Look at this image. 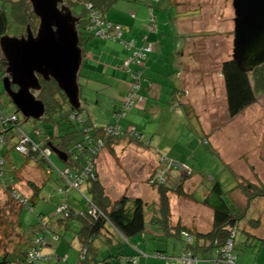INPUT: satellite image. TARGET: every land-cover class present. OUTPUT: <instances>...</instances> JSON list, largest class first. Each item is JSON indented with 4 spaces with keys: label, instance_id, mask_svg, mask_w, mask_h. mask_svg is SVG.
<instances>
[{
    "label": "rangeland",
    "instance_id": "obj_1",
    "mask_svg": "<svg viewBox=\"0 0 264 264\" xmlns=\"http://www.w3.org/2000/svg\"><path fill=\"white\" fill-rule=\"evenodd\" d=\"M5 1L7 0H0V8L5 5ZM139 1L143 2V0ZM77 2L78 0H74L72 3ZM69 6L76 17L84 18V6L77 4ZM137 8L148 10L143 3L138 4L137 7L131 2L120 1L105 13V17L111 22L120 23L126 30L128 28L126 26L132 23L129 13ZM6 12L8 13V8ZM155 12L158 35L155 33L149 37L155 46V51L150 53L144 62L147 64L151 57L155 58L153 64L156 60H160L157 64L158 68L155 71L151 70L150 78H155L154 72L163 73L161 77L165 76L166 80L163 85L167 89L171 88L166 96L169 98L175 89L171 86L175 84L174 73L178 71L182 74L183 80H188L187 84L183 85V89L190 94L191 104H182L185 107L182 108L184 114L181 116L168 102L166 103L170 110L160 113L161 116L153 113L148 115L145 111L129 112L128 116L126 114L127 118L125 116V119L120 121L121 125L124 128L130 123L137 126L144 133L149 143L148 147L138 145L129 138H120L118 146L113 148V151L105 148L96 164L101 182L105 183L103 186L110 199L116 202L124 195L143 199L149 205L147 221L154 210L153 206L159 208V191L150 184V177L153 175L154 179H160L158 173L154 171L160 168L162 158L169 164L175 161L187 172L192 170L191 180L184 186V190L199 202L217 183L225 192L235 189L240 184L264 186V94H258L257 102L235 118H230L224 97L225 80L221 68L223 62L232 59L235 40L236 16L233 0H161ZM8 23L6 36L15 38L25 34L27 30L25 24L16 22L10 15ZM155 38L157 41L154 40ZM158 43L160 46L157 52ZM0 58L5 59L1 47ZM169 76L174 80H170ZM249 76L254 86L253 74ZM155 82L159 92L161 81L157 77ZM79 85L82 88L87 87L86 81L82 78ZM89 85L90 88L95 87L92 83ZM85 91L83 94H86ZM35 96L39 98L38 94ZM209 96L213 97L210 98L213 101L206 100ZM82 106V109H85L84 117L88 113L92 116L91 122L94 114L97 116V120L93 121V127L106 128L115 122L114 111L109 108L108 101H103V104L96 109L97 113L92 111L93 107L88 109L84 102ZM0 109L7 116L17 114L20 129L36 142L42 140L36 130H39L43 136L53 133L54 124L50 121L25 119L21 113H17L15 105L4 92L1 76ZM47 117L44 116L45 119ZM80 126L79 121L65 120L60 127L73 137L69 139L71 140L69 142L73 143L80 140V134L77 132ZM206 139L210 143H203ZM18 141H20L19 129L13 128L9 131L6 145L0 148V154L6 161L7 184H12L11 174H14L13 182L18 184L13 189L31 199L33 194L31 185L43 186L48 176L49 182L41 192V199L34 206V211L24 209L18 217L19 205L12 199L14 195H11L7 187L0 186V257L7 255L12 260L20 253L18 247L24 248L22 243L28 238L34 239L35 235L39 234L38 230L42 231L44 225L37 218L39 214L50 222L52 228L58 225L60 217H56V209L60 205L61 194L56 192L58 187L65 186L57 171L54 170L52 175L47 173L46 169H49L47 164L41 163L42 166L38 160L36 163H28L24 154L16 152L14 146ZM51 146L49 145L47 150H50L52 165L55 169L66 170V163L60 160ZM14 168L17 171L21 170L18 178L17 173L13 171ZM181 176L179 172L172 171L168 177L166 176L167 185L177 187L183 181ZM82 191V193L71 191L69 197L71 203L76 202L74 206L78 211L87 209V201L83 196L87 193V184ZM168 200L174 219L181 218L188 225H194L202 231L211 228L213 213L208 208L185 197H178L173 192L168 194ZM232 200L238 210L245 211L248 208L235 241L234 254L238 257L237 264H264V241L260 240L264 239V197L256 198L249 207L248 199L236 189ZM66 223L59 232L55 230L52 234H41V236L50 243L47 252L60 257V260L56 261L57 264H78L82 252V244L78 237L81 224L77 221H69L67 229ZM254 225H258V228ZM150 227L148 226L147 231L151 229ZM243 230L258 238L249 240L242 233ZM155 231L156 228L151 229L146 238L141 235L131 239L130 245L134 247L139 244L141 252L145 255H151L157 248L169 254L180 253L181 240L178 237L153 238ZM56 232L60 235L58 239ZM115 235L117 234L111 238ZM103 240H97L94 245L99 261L112 254L117 255L120 250L132 252L129 244L125 247V242L120 236L115 237L111 247ZM142 264H145V261H142ZM149 264L154 262L150 261Z\"/></svg>",
    "mask_w": 264,
    "mask_h": 264
},
{
    "label": "trees",
    "instance_id": "obj_2",
    "mask_svg": "<svg viewBox=\"0 0 264 264\" xmlns=\"http://www.w3.org/2000/svg\"><path fill=\"white\" fill-rule=\"evenodd\" d=\"M120 1H128L137 5L143 3L148 8L149 22L146 26L147 31L142 35L143 45L141 48L136 47L134 40L126 41L124 39L125 27L123 25L117 22H111L105 17V13ZM160 2L161 0H143V2L139 0H78L77 3L67 2L66 4L68 7H70L69 5L75 4L84 6L83 14H85V16L84 18H79L80 21L78 24L81 46L83 49L90 47L94 41H121L129 52V56L123 62V70L130 76V87L126 95L121 98L118 109L113 112L115 115V122L112 123L111 126L96 128L93 127V125H89L87 118L83 117V111L85 110L82 109L83 100L80 109L76 111L71 107L67 97L54 81L45 82L41 79L40 83L42 89L35 93L39 95L38 99L42 100L46 106L45 116L48 117L46 119L43 117L42 119L54 124L52 134L43 136L39 130H36V133H39L42 137L41 142H36L30 138L29 134L20 129L18 126L19 118L17 114L7 116L0 109V121L2 122V126L0 127V148L6 145L7 139L9 138V131L13 128H18L20 141L15 144V151L18 152L16 147L23 141L24 136L29 137L32 143H35V145L39 147V150L33 151L34 148L31 144L25 145L28 154H24V156H26L28 163H36V160H38L39 164H47L49 167V169H46L47 173L52 175L54 170L57 171L65 185L58 187L56 192L61 194L60 205H58L56 209V217H60L58 225L52 228L50 222L46 221V218L42 214H39L37 218H39V220H41L40 222L44 225V227L42 226V231L38 230L39 234L35 235L34 239L28 238L25 243H22L24 248L18 247L20 253L18 256L14 257V260L6 255L0 257V264H30L28 252L34 248L37 249L38 253L41 254L43 258L42 260L33 261L31 264H57L56 261H59L60 257L47 252L46 249L50 247V243L48 239L46 240L41 234H52L55 230L59 232L63 224L69 221H77L81 224L78 237L82 244V252L78 264H142V261H145V264H149L150 261L154 262V264H185V259H188L190 261L189 263L192 264H237L238 257L234 254L235 241L239 226L245 219L248 208L245 211L237 209L236 204L232 200L233 192L238 189L248 199L250 207L252 201L256 198L264 197V186L240 184L235 189L225 192L221 185L217 183L211 190L206 192L203 199L199 202L184 190V186L191 180L192 170L189 171L187 169L189 172L185 171L184 167L178 165L175 161L169 164L164 159L166 162L163 163L162 158L160 159V168L158 167V169L154 171L158 173L160 179H154L153 175L150 177V184L152 187L158 188L159 191V208L157 209V206L151 205L154 207V210L150 215V219L147 221V208L149 205L141 198H130L125 195L118 201L113 202L106 194L100 179V174L96 168V164H98L99 158L105 148L113 151V148L118 146V139L120 138H129L138 145L148 147L149 143H147L144 133L137 126L130 123L128 127L126 126L124 128L120 121L125 119L124 117L126 114L128 116L129 112H134V110L146 105L147 96L144 94L145 85L148 84V88L151 89L152 84L155 83L151 78L147 77L148 68L144 60L150 53L154 52L155 46L150 41L149 37L157 33V18L155 11L156 6L159 5ZM6 8H8V13L6 12ZM9 15L16 22L25 24L27 27L31 26L34 32L37 31L39 19L34 15L30 0H7L5 1V5L0 8V40L7 37ZM120 34L122 35L120 36ZM130 42L134 44L133 49H129L128 47ZM149 46H152V51L145 52L144 50ZM135 53H138V55L134 58ZM143 54L144 57L141 59V55ZM127 61L132 62L128 67L125 66ZM8 74L6 59L0 58L1 79L4 80ZM221 74L225 80L227 107L230 118L237 117L249 106L257 102L258 94H264V66L251 73L253 74L254 86L252 85L250 74L243 72L232 59L223 62ZM13 89L15 90L16 87ZM149 91L150 90H148V92ZM175 92L176 90L171 94L169 105L171 107L176 106L177 108L179 106L180 110H182L184 105L180 104L179 100L178 102L176 101L178 97ZM106 96L110 97V95ZM127 97L135 99L133 107L128 108L125 106L124 100ZM139 98L144 99L145 102L137 106V99ZM109 100L110 99H106L105 101L110 102ZM113 106L114 105H112V108ZM17 113H19L18 110ZM73 116L75 117L73 118ZM13 117H16L17 120H10ZM65 120L70 122L79 121L81 124L77 131L80 134L79 141L73 143L69 142L71 141L69 139H73V137L60 127ZM85 123H87V126ZM111 127H120V137L116 138L107 135L106 130ZM101 139L105 141V146L104 148H99L98 152L93 155L91 151L95 148L98 149L97 141ZM203 143L208 144L210 142L206 139ZM49 145L54 146L57 150L67 155V161H63L67 165L66 170L55 169V166L52 165L51 155L48 159L42 156L41 151L47 150ZM92 161L95 164V169H93L91 174L86 175L88 162ZM179 167L181 169H179ZM5 170L6 161L4 156L0 154V186L7 187L11 195H14L12 199L19 205L17 217L24 209L33 212L34 206L37 205L41 199V192L49 182V176L44 181L43 186L37 187L31 185L33 194L31 199H29L13 189V187L18 184L13 182L15 178V176L13 177L14 174H11L12 176L10 175L12 184H7L8 182L5 181ZM13 171L17 173L18 178V174L21 170L17 171L14 168ZM172 171L179 172L182 174L181 177L183 178V181L175 188L169 187L166 182V176L168 177ZM64 173L70 174L73 181L76 180V176H81V185L73 187L71 183L63 177ZM85 184H87V193L83 196L87 201V209L80 210V212L78 209H75L74 205L76 202L75 204L71 203L69 197L71 191L82 193ZM171 192L175 193L178 197H185L186 199L193 200L208 208L213 213L211 228L207 231H202L194 225H188V223L181 218L177 220L174 219L171 214L168 200V194ZM61 207H64L65 210L60 211ZM93 211H95V213ZM67 223L65 227L68 229L69 224ZM148 226H151V229L156 228V234L153 238L166 239L178 237L181 240L180 253L169 254L167 251L157 248L151 255H145L141 252L139 244L138 246L132 247L130 245L131 239L141 235H143L144 238L149 236L148 232L151 229L147 231ZM254 227L258 228V225H254ZM242 233L246 235L249 240L258 238L252 233L247 232V234L244 230ZM114 234L117 235L111 238ZM117 236H120L124 240L125 247L129 244L132 252L129 253L126 250L125 252H121V248H119L120 251L117 255L112 254L107 256L104 260L99 261L97 259V250L94 246L95 242L99 239L103 240V237H105L103 242L111 247ZM58 238H60V235L57 233L56 239ZM260 240L264 241V239ZM229 257H232L233 262L229 263ZM66 259L65 257L64 260L66 261Z\"/></svg>",
    "mask_w": 264,
    "mask_h": 264
},
{
    "label": "water",
    "instance_id": "obj_3",
    "mask_svg": "<svg viewBox=\"0 0 264 264\" xmlns=\"http://www.w3.org/2000/svg\"><path fill=\"white\" fill-rule=\"evenodd\" d=\"M39 19L37 32L27 27L21 37H4L1 50L11 77L3 80L4 91L26 119L41 120L44 102L35 96L42 89L40 78L52 80L65 94L71 107L79 110V75L84 66L76 17L65 0H30ZM235 40L232 60L245 73L264 66V0H233ZM16 86L18 89L14 90ZM61 161L67 155L51 146Z\"/></svg>",
    "mask_w": 264,
    "mask_h": 264
},
{
    "label": "crops",
    "instance_id": "obj_4",
    "mask_svg": "<svg viewBox=\"0 0 264 264\" xmlns=\"http://www.w3.org/2000/svg\"><path fill=\"white\" fill-rule=\"evenodd\" d=\"M133 5L138 7L137 4ZM132 12H135V14L131 15ZM129 17L132 19V23L126 26L128 28L125 30L124 39L126 41L134 40L136 43V47L141 48L143 45L142 35H144L147 31L146 26L149 22V13L148 11H146V9L145 11H143L142 9L137 8V10H131V12L129 13ZM157 35H154V37H156ZM154 40L157 41L156 38ZM158 46H160L159 43L156 47L157 52L159 51ZM128 56L129 52L121 41H94L90 47L84 48V66L80 72L79 81L81 80V78L84 79L86 81L87 87L82 88V86H80V99L81 101L83 100V102L85 101V105L88 107V109H91L93 107L92 111L97 113L96 109L100 105H102L103 101H105L106 99H110V107L113 111L118 109L121 98L126 95L130 87V76H128V74H126L123 70V62ZM159 60H156V62L153 64L155 58L151 57L149 59L147 63V77L150 78V76L152 75V69H154L155 71V69L158 68L157 64H159ZM177 65H179V63H177ZM175 72V84L171 86H174V91L176 90L175 93L178 97H176V101L178 102L179 100L180 104H191L189 96L190 94L183 89V85H185V83L187 84L188 80H183L182 74H180L178 71ZM153 74L155 78L151 80L155 82L156 78L158 77V79L161 81V88L159 89V92H156V82L154 83L155 85L152 84L151 89L148 88L149 85L146 84L144 94L147 96V103L144 107H140L139 109H137V111H145L148 115H151V113L160 115V113L170 110L168 103L170 102L169 100L171 99V95L169 96V98H167L166 96L169 94L171 88L167 89L163 85V83L165 84L166 82H164L165 76L163 78L161 77V74H163L162 72H154ZM169 78L170 80H174L172 76H169ZM90 83L94 84L95 87L90 88ZM84 90H86V94H83ZM148 90L150 91L148 92ZM92 95L94 96L92 97ZM106 95H110V97H107ZM224 97L227 103L226 90L224 93ZM210 98L213 97L209 96L208 98H206V100L213 101V99L210 100ZM112 105H114L113 108ZM165 107L168 108L166 110H163ZM176 110L180 116L184 114L183 111L180 110L179 106L178 108L176 107ZM85 117L87 118L89 125H93V121L97 120V116L95 114L92 122V116L89 113ZM85 125L87 126V123H85ZM102 184L105 183L102 182Z\"/></svg>",
    "mask_w": 264,
    "mask_h": 264
},
{
    "label": "built area",
    "instance_id": "obj_5",
    "mask_svg": "<svg viewBox=\"0 0 264 264\" xmlns=\"http://www.w3.org/2000/svg\"><path fill=\"white\" fill-rule=\"evenodd\" d=\"M74 0H68V1H65L66 3L67 2H73ZM91 8V7H90ZM122 34H120V36H121ZM130 45L128 46L129 47V49L131 48V49H133V47H134V44H133V42H130L129 43ZM145 52H151L152 51V46H149L147 49H145L144 50ZM137 55H138V53H135L134 54V58L135 57H137ZM144 57V54L143 55H141V59ZM132 62L131 61H127L126 63H125V66L126 67H128L130 64H131ZM138 100V104H137V106H140V105H142L144 102H145V100L144 99H142V98H139V99H137ZM134 101H135V99L134 98H131V97H127L125 100H124V103H125V106H127L128 108L129 107H133V104H134ZM75 116H73V118H74ZM10 120H12V121H16L17 119H16V117H13V118H11ZM106 133H107V135L108 136H112V137H116V138H118V137H120V127H114V128H108L107 130H106ZM26 144H31L32 146H33V148H34V150L33 151H37V150H39V147H37L36 145H35V143H32V141H31V139L29 138V137H27V136H24V138H23V141L20 143V145H18L17 147H16V149H17V151L18 152H20V153H23V154H27L28 153V151H27V149L25 148V145ZM97 146H98V149L97 148H95V149H92V153H93V155H95L97 152H98V150H99V148H104V146H105V141H103L102 139L101 140H98L97 141ZM41 154H42V156L44 157V158H46V159H48L49 158V156H50V150H44V151H41ZM163 163H165L166 161L163 159V161H162ZM86 169H87V171H86V175H89V174H91L92 173V171H93V169H95V164L93 163V161L92 162H88V165H87V167H86ZM63 177H65L66 178V180L69 182V183H71V185L73 186V187H78V186H80L81 185V182H82V178H81V176H76L75 177V181H73L72 180V176L70 175V174H68V173H64V175H63ZM65 210V208L64 207H61V209H60V211H64ZM94 213H95V211H93ZM28 260H29V263L31 264L33 261H38L39 259H41L42 260V255L41 254H39L38 253V251H37V249H31L29 252H28ZM184 262H185V264H192V263H189L190 261L188 260V259H185L184 260ZM230 262H233V259H232V257H229V263Z\"/></svg>",
    "mask_w": 264,
    "mask_h": 264
},
{
    "label": "flooded vegetation",
    "instance_id": "obj_6",
    "mask_svg": "<svg viewBox=\"0 0 264 264\" xmlns=\"http://www.w3.org/2000/svg\"><path fill=\"white\" fill-rule=\"evenodd\" d=\"M37 29H38V28H37ZM36 32H37V31H35L34 33H36ZM6 77H10V75L8 74ZM6 77H5V78H6ZM40 79L43 80L42 78H40ZM43 81H44V80H43ZM52 81H53V80H52ZM55 84H56V83H55ZM14 87H16V86H14ZM14 87H13V88H14ZM16 89H18V87H16ZM16 89H15V90H16Z\"/></svg>",
    "mask_w": 264,
    "mask_h": 264
},
{
    "label": "bare ground",
    "instance_id": "obj_7",
    "mask_svg": "<svg viewBox=\"0 0 264 264\" xmlns=\"http://www.w3.org/2000/svg\"><path fill=\"white\" fill-rule=\"evenodd\" d=\"M6 59V58H5ZM6 62H7V60H6ZM8 64V63H7ZM8 69H9V66H8ZM9 72V71H8ZM9 75H10V77H11V74L9 73Z\"/></svg>",
    "mask_w": 264,
    "mask_h": 264
},
{
    "label": "clouds",
    "instance_id": "obj_8",
    "mask_svg": "<svg viewBox=\"0 0 264 264\" xmlns=\"http://www.w3.org/2000/svg\"><path fill=\"white\" fill-rule=\"evenodd\" d=\"M67 4V3H66Z\"/></svg>",
    "mask_w": 264,
    "mask_h": 264
}]
</instances>
